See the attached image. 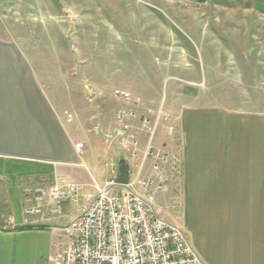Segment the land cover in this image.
Returning <instances> with one entry per match:
<instances>
[{"label":"crops","instance_id":"obj_1","mask_svg":"<svg viewBox=\"0 0 264 264\" xmlns=\"http://www.w3.org/2000/svg\"><path fill=\"white\" fill-rule=\"evenodd\" d=\"M0 61V264H49L60 228L80 204L43 203L31 213L25 189L68 181L93 193L127 154L106 142L110 128L83 126L35 76L24 80L12 43L0 41ZM178 111L177 138L160 126L154 145L181 156L179 223L189 242L206 264H264V107L222 106L182 92ZM140 138L145 146L148 135Z\"/></svg>","mask_w":264,"mask_h":264},{"label":"rangeland","instance_id":"obj_2","mask_svg":"<svg viewBox=\"0 0 264 264\" xmlns=\"http://www.w3.org/2000/svg\"><path fill=\"white\" fill-rule=\"evenodd\" d=\"M0 41L24 80L35 76L86 127L113 128L122 107L139 117L162 108L177 138L182 92L264 107V0H0ZM118 87L138 102L111 95ZM157 203L179 223L180 181Z\"/></svg>","mask_w":264,"mask_h":264},{"label":"built area","instance_id":"obj_3","mask_svg":"<svg viewBox=\"0 0 264 264\" xmlns=\"http://www.w3.org/2000/svg\"><path fill=\"white\" fill-rule=\"evenodd\" d=\"M112 95L127 104L138 102L124 88L113 89ZM151 111L153 117H139L137 111L119 108L116 125L105 135L108 144L125 151L131 172L135 168L127 183L118 181V164L112 162L109 177L96 184L93 193H86L83 184L68 181L25 189L31 213L38 212L43 203L80 204L79 212L60 228V248L48 256L49 264H206L182 226L165 217L157 203V194L170 182L181 184V157L154 145L162 122H167L170 134L174 128L162 108ZM67 119L71 121L73 114L67 113ZM142 133L148 135L145 146ZM76 148L82 150L84 142ZM150 159L153 164L146 175Z\"/></svg>","mask_w":264,"mask_h":264},{"label":"water","instance_id":"obj_4","mask_svg":"<svg viewBox=\"0 0 264 264\" xmlns=\"http://www.w3.org/2000/svg\"><path fill=\"white\" fill-rule=\"evenodd\" d=\"M114 161L118 164V181L120 183H127L131 174V167L129 163L125 158H115Z\"/></svg>","mask_w":264,"mask_h":264},{"label":"trees","instance_id":"obj_5","mask_svg":"<svg viewBox=\"0 0 264 264\" xmlns=\"http://www.w3.org/2000/svg\"><path fill=\"white\" fill-rule=\"evenodd\" d=\"M26 227H31L30 225H25V226H23L22 228H26Z\"/></svg>","mask_w":264,"mask_h":264}]
</instances>
